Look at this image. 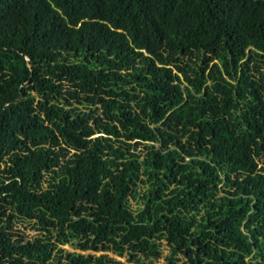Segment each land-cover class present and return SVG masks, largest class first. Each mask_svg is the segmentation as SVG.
Returning <instances> with one entry per match:
<instances>
[{
  "label": "trees",
  "instance_id": "16d2710c",
  "mask_svg": "<svg viewBox=\"0 0 264 264\" xmlns=\"http://www.w3.org/2000/svg\"><path fill=\"white\" fill-rule=\"evenodd\" d=\"M159 259L264 264V0H0V264Z\"/></svg>",
  "mask_w": 264,
  "mask_h": 264
},
{
  "label": "rangeland",
  "instance_id": "374dc122",
  "mask_svg": "<svg viewBox=\"0 0 264 264\" xmlns=\"http://www.w3.org/2000/svg\"><path fill=\"white\" fill-rule=\"evenodd\" d=\"M24 230V234L25 235H27V236H29V237H31V236H33L34 235V232L30 229V227H26V229H23ZM22 230V231H23ZM112 256V255H111ZM120 260H122L123 261V258H119ZM156 264H163V259H159L157 262H156Z\"/></svg>",
  "mask_w": 264,
  "mask_h": 264
},
{
  "label": "water",
  "instance_id": "95a60500",
  "mask_svg": "<svg viewBox=\"0 0 264 264\" xmlns=\"http://www.w3.org/2000/svg\"><path fill=\"white\" fill-rule=\"evenodd\" d=\"M26 60L28 61V58H26ZM29 66V64H27Z\"/></svg>",
  "mask_w": 264,
  "mask_h": 264
}]
</instances>
